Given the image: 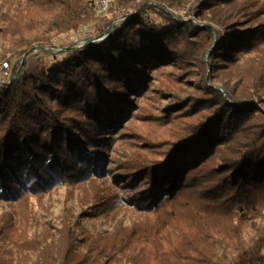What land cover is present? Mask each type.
I'll list each match as a JSON object with an SVG mask.
<instances>
[{
  "label": "trees",
  "instance_id": "16d2710c",
  "mask_svg": "<svg viewBox=\"0 0 264 264\" xmlns=\"http://www.w3.org/2000/svg\"><path fill=\"white\" fill-rule=\"evenodd\" d=\"M95 2L0 0V10L16 4L45 14L11 30L21 38L1 57L39 49L10 79L0 76V202L26 214L30 197L108 169L107 135L126 120L129 93L146 86L150 65L195 63L198 77L188 83L197 94L181 102L180 120L149 155L112 173L118 191L80 216L123 214L127 224L88 232L72 215L54 231L15 237L25 214H5L0 264L264 263L262 12L243 0H115L99 18ZM98 20L103 38L61 40ZM248 56L252 68L234 72Z\"/></svg>",
  "mask_w": 264,
  "mask_h": 264
},
{
  "label": "rangeland",
  "instance_id": "374dc122",
  "mask_svg": "<svg viewBox=\"0 0 264 264\" xmlns=\"http://www.w3.org/2000/svg\"><path fill=\"white\" fill-rule=\"evenodd\" d=\"M244 3L250 5L253 10L259 9L262 14L257 20L264 21V0H243V3L240 4ZM3 6L0 10V76L3 80H7L10 79L12 67L18 65L20 61L22 62L26 57V53L32 55L39 50L32 51L30 49L26 53L16 55L12 58V62L2 60L1 57L8 53V49L18 43L17 41L21 38V36L13 35L14 32L10 31L16 29L17 26H23L24 23L29 21V18H41L45 14H40L33 9H26L16 4L9 6L4 4ZM175 13L182 15L186 20L198 23L195 15L190 12L176 10ZM249 19L247 18L245 23H248ZM98 23L99 20L82 24L75 32L62 36L61 40L68 43V46H78V44L84 43L88 37H97L95 25ZM250 59L251 56L244 57L240 63L232 68L233 71H244L248 67L252 68L253 65ZM197 73L198 67L193 62L177 65L171 60L150 65L146 68V75H148L146 86L140 92L129 93V98L134 104L124 116L126 120L120 122L107 135L109 146L105 149L107 158L104 160V164L109 165V168L100 176L90 175L85 182L80 184H58L39 198L30 197L26 214L20 206L1 201L0 219H3V216L9 213H15L18 217L22 212L25 214L24 224L22 223L21 227L14 231L15 237L31 236L42 231L43 228L54 231V229L61 226L62 220L70 219L72 215L78 216L76 218L78 225L88 232L92 229L109 231L114 222L119 219L127 224V218L123 214H117L113 219L100 213L89 218L87 216L81 218L80 216L84 210L91 211L90 205L95 201H99L94 200L96 197L100 198L110 192L118 191V187L111 185V180L115 176L112 173L116 172L117 169H123L122 165L126 159L131 156L149 155L150 143L161 136L167 135L171 130L170 128L180 120L188 96L197 94L191 86L196 81L195 78L198 77ZM11 79L13 80V77ZM181 102H183V106ZM175 112L177 114H173ZM74 219L72 217V222ZM26 220L28 221L26 222ZM80 230L77 228L76 233H79Z\"/></svg>",
  "mask_w": 264,
  "mask_h": 264
},
{
  "label": "water",
  "instance_id": "95a60500",
  "mask_svg": "<svg viewBox=\"0 0 264 264\" xmlns=\"http://www.w3.org/2000/svg\"><path fill=\"white\" fill-rule=\"evenodd\" d=\"M137 1V0H136ZM139 1V0H138ZM108 15V14H107ZM125 19V16H122V17H118V18H116V20L114 21V23H113V26H115L118 22H121V21H123ZM105 36V34H100V35H98L97 37H88L87 38V40L89 41H95V40H99V39H101V38H103ZM86 40V41H87ZM85 42V41H84ZM84 43L82 42V44H78V46H81V45H83ZM68 48V46H66L64 49H67ZM38 49V47H35V48H33L32 49V51L33 50H37ZM55 50H58V48L57 47H55L54 48ZM27 55V53L25 54V56ZM12 80V79H11Z\"/></svg>",
  "mask_w": 264,
  "mask_h": 264
},
{
  "label": "bare ground",
  "instance_id": "6f19581e",
  "mask_svg": "<svg viewBox=\"0 0 264 264\" xmlns=\"http://www.w3.org/2000/svg\"><path fill=\"white\" fill-rule=\"evenodd\" d=\"M115 0H104V5H106V11L108 12L109 7L114 3ZM138 1V0H137ZM95 5V12L96 15L99 17V7H100V0H96ZM264 264V263H259Z\"/></svg>",
  "mask_w": 264,
  "mask_h": 264
},
{
  "label": "built area",
  "instance_id": "2783aa9c",
  "mask_svg": "<svg viewBox=\"0 0 264 264\" xmlns=\"http://www.w3.org/2000/svg\"><path fill=\"white\" fill-rule=\"evenodd\" d=\"M108 14L106 11V5H104V0H100V7H99V18H103ZM82 30V28H80ZM88 35V33H87Z\"/></svg>",
  "mask_w": 264,
  "mask_h": 264
}]
</instances>
